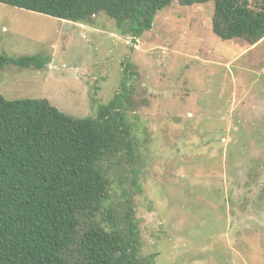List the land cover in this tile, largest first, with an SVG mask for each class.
Returning a JSON list of instances; mask_svg holds the SVG:
<instances>
[{"label":"rangeland","instance_id":"rangeland-1","mask_svg":"<svg viewBox=\"0 0 264 264\" xmlns=\"http://www.w3.org/2000/svg\"><path fill=\"white\" fill-rule=\"evenodd\" d=\"M214 9L176 0L134 43L104 14L75 24L0 3V55L50 61L1 70L8 100L47 99L69 116L96 117L118 90L122 62L134 65L141 192L118 166L113 200L130 195L142 255L156 254L155 264H264V39H220Z\"/></svg>","mask_w":264,"mask_h":264},{"label":"trees","instance_id":"trees-1","mask_svg":"<svg viewBox=\"0 0 264 264\" xmlns=\"http://www.w3.org/2000/svg\"><path fill=\"white\" fill-rule=\"evenodd\" d=\"M176 0H0L75 24L104 14L137 42ZM183 7L214 2L213 33L222 40L264 39V0H177ZM43 55H0L7 66L42 70ZM134 65L122 62L113 99L96 117L75 118L47 99L0 94V264H155L142 255L135 206L125 190L113 200L118 166L141 192L139 151L129 113L135 110ZM118 161V162H117ZM133 195V196H134Z\"/></svg>","mask_w":264,"mask_h":264}]
</instances>
